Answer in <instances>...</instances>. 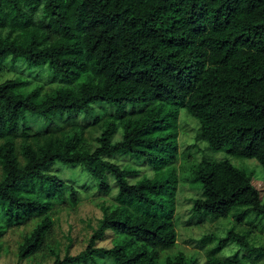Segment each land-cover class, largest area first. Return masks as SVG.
<instances>
[{"label": "trees", "instance_id": "16d2710c", "mask_svg": "<svg viewBox=\"0 0 264 264\" xmlns=\"http://www.w3.org/2000/svg\"><path fill=\"white\" fill-rule=\"evenodd\" d=\"M41 19L53 37L39 26ZM81 57L90 62L95 78L77 91L59 87L40 99L36 91H24L20 78L0 83V139L26 116L88 115L95 104L140 106L146 120L124 128L114 144L108 126L93 152L76 150L73 137L49 140L37 149L25 144L23 165L11 143L1 145L0 237L5 227L39 218L18 258L40 250L53 224L54 203L67 192L70 205L78 204L77 190L46 168L54 162L82 165L101 194L110 190L107 174L113 177L117 207L104 209L83 251L51 264H81L96 254L115 264H157V250L176 242L178 179L172 165L181 109L198 121V136L211 151L256 160L264 171V0H0V64L47 65L70 84L78 77ZM114 154L142 160L158 173L130 183L131 171L104 159ZM191 183L201 189L194 212L216 219L243 206L264 220L252 174L228 160L200 162ZM107 231L115 235L112 247L97 248ZM212 240L211 254L230 242L264 257V247H253L232 229L224 238H202L203 243ZM176 262L185 264L182 258ZM206 264L245 262L211 257Z\"/></svg>", "mask_w": 264, "mask_h": 264}, {"label": "rangeland", "instance_id": "374dc122", "mask_svg": "<svg viewBox=\"0 0 264 264\" xmlns=\"http://www.w3.org/2000/svg\"><path fill=\"white\" fill-rule=\"evenodd\" d=\"M41 21L39 26L43 28L44 20ZM43 29L53 37L50 29ZM14 34L16 33L11 35ZM80 60L77 68L78 77H75L70 84H65L47 65L29 68L21 61L12 63L10 60L0 64V83L8 79L20 78L25 85L24 91L34 90L39 93L40 99L52 96L59 87L77 91L81 85L95 78L89 70L90 62L85 57H81ZM145 114V109L140 106L116 108L95 104L88 115L62 113L52 116L50 120L26 116L19 123L16 131L0 139V146L6 142L11 143L20 165L25 163L21 150L25 144L37 149L49 140L67 141L73 137L78 139L76 150L93 152L98 146L97 138L108 126L113 130L111 143L114 144L122 140L124 128L131 130L135 123H144L147 117ZM177 125L178 152L172 165L178 179L174 214L176 242L169 249L157 250V264H178L176 260L181 258L185 264H206L211 257L220 260L239 258L245 264H264V257L247 254L230 242L220 252L211 254L216 241L203 243L202 238L207 235H213L217 239L224 238L230 229L244 236L253 247H264V220L243 206L234 207L226 216L216 219L194 212L192 206L194 200L200 197L201 189L191 183L192 169L200 162L228 160L239 170L252 174L260 201L264 203L263 169L256 160L237 158L224 151H211L198 136V121L184 109L179 111ZM104 159L131 171L133 174L128 178L130 183H135L144 177L152 178L158 173V170L146 162L125 154H114ZM45 172L56 175L67 185L75 188L78 193V204L71 206L67 198L68 193H63V201H56L49 213L53 224L42 247L24 260L18 258V248L40 219L33 218L22 225L5 227L0 237V264H51L56 258L62 259L66 254L75 256L85 249L92 232L98 228L104 209L113 210L117 207V187L113 177L108 174L107 182L110 190L104 195L99 193L97 181L82 165L73 166L54 162ZM1 177L0 166V179ZM0 224L2 225L1 218ZM114 239L115 235L107 231L98 240L96 247L111 248ZM81 264L115 263L102 254H96L92 259L84 260Z\"/></svg>", "mask_w": 264, "mask_h": 264}]
</instances>
